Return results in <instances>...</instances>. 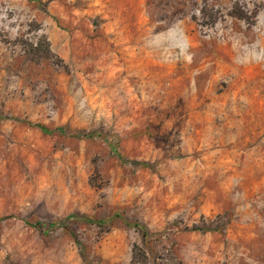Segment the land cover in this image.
<instances>
[{
	"label": "rangeland",
	"instance_id": "obj_1",
	"mask_svg": "<svg viewBox=\"0 0 264 264\" xmlns=\"http://www.w3.org/2000/svg\"><path fill=\"white\" fill-rule=\"evenodd\" d=\"M0 264H264V0H0Z\"/></svg>",
	"mask_w": 264,
	"mask_h": 264
},
{
	"label": "trees",
	"instance_id": "obj_2",
	"mask_svg": "<svg viewBox=\"0 0 264 264\" xmlns=\"http://www.w3.org/2000/svg\"><path fill=\"white\" fill-rule=\"evenodd\" d=\"M41 128L43 129V131L45 132H55V131H50L49 129L41 126ZM73 218H77V219H83V220H91L89 217H81V216H78V215H71L67 218H65L64 220L60 221V222H57V223H53V224H49V225H46V224H43V223H36V226H38L39 228H41V230H46V228H53V227H57V226H63L65 228H68V223L71 219Z\"/></svg>",
	"mask_w": 264,
	"mask_h": 264
}]
</instances>
